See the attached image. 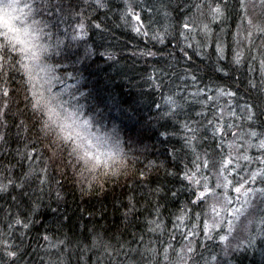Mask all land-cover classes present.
I'll use <instances>...</instances> for the list:
<instances>
[{"label":"snow or ice","instance_id":"1","mask_svg":"<svg viewBox=\"0 0 264 264\" xmlns=\"http://www.w3.org/2000/svg\"><path fill=\"white\" fill-rule=\"evenodd\" d=\"M74 2L70 0L66 5L64 0H0V79L8 72L20 75L24 82V107L31 113L37 138L47 140V153L43 150L39 153L41 158L47 155V160L41 163L39 172L30 164L27 174L13 179L7 174L10 169L0 170L3 177L0 193L8 192L13 186L24 190L33 178L43 186L48 183L49 166H55L60 174H66L65 169L70 168L72 176L81 184L87 182L85 191L93 187L102 190L106 183L127 177L135 170L139 158H132L124 151L118 125H113V135L107 137L92 132L96 124L103 127L112 109L86 105L81 98L86 99L87 94L79 89L70 92L64 88L59 94L53 93L51 83L59 82L61 77L56 75L55 65L43 67L42 62L63 54L64 41L60 35L71 33L72 40H83L86 36L82 16L75 25L71 23ZM94 3L97 8L107 7L105 0H94ZM112 7L122 9L118 19L135 36L159 44L166 41L171 44L175 40L176 52L189 67L195 63L193 56H198L201 62L214 61L212 69L221 78L229 77L228 63L221 65V62L229 61L230 54V63L237 69L246 65L247 60L257 61L264 69V0H236L234 6L230 0H177L175 5L170 0H121ZM172 12H177L178 22L173 20ZM76 15H80L79 8ZM229 16L239 19V25H234V34L226 31ZM62 25L67 27L61 28ZM214 25L219 28L214 29ZM95 28L104 31L101 24H96ZM253 49L255 54H252ZM176 52H169V56H175ZM245 53L249 54L247 59ZM93 54L92 49L86 47L85 57ZM100 55L115 59L113 53L101 52ZM139 55L155 57L156 53L147 50ZM78 62H83V58ZM55 64L68 67L64 60H57ZM36 68L52 73L47 88L37 89ZM66 79L79 83L78 76L69 75ZM184 80L190 81L185 88L190 87L192 91H177L168 96L162 118L172 124L163 126L160 134L171 143L170 137L179 131L183 140V155L169 152L178 170L168 173L181 187L169 189L165 202L168 198L179 199L181 192L189 193L188 201L177 205L179 211L172 214L174 221H164L157 206L155 212L149 214L152 218L145 219L144 228L129 232L132 239L114 249V261L113 251H107L111 246L102 237H95L92 247L103 245L112 264H199L197 257L204 259L200 246L210 250L204 264H217L221 254L227 258L230 250H242L239 244L232 249L238 225L240 231L250 236L252 225L258 224L260 230L256 238L264 239V71L258 81L247 78L245 89L239 86V76H235L234 88L220 87L214 81L204 82L195 70L186 74ZM0 94L9 95L7 90H0ZM155 107L162 106L157 103ZM3 115L4 112H0V117ZM0 127L7 128V124L0 121ZM229 135L232 140L226 150ZM205 139L212 141L214 155L207 148L199 150L200 142ZM0 142L7 144L4 134H0ZM25 158L36 159V152H27ZM180 164L182 168L178 167ZM138 175L142 180L145 172L139 171ZM56 195L59 199L60 193ZM128 208L131 213L138 211L132 201ZM37 211L38 207L29 208L33 214ZM241 217H244L242 223ZM130 224L138 226L135 220ZM31 225L32 218L25 213L23 218L17 214L14 224L9 220L6 227L9 231L17 227L23 231ZM145 233L155 236L156 240L145 242ZM165 235L168 239L160 244L159 238ZM178 235L181 246L177 249L171 241ZM153 243L159 246L153 247ZM249 243H255V239H250ZM216 247L220 248V253L211 254ZM3 256L8 257L9 264H17L19 246L5 241L0 245V258ZM121 256L124 259H120ZM224 264H227L226 259Z\"/></svg>","mask_w":264,"mask_h":264},{"label":"trees","instance_id":"2","mask_svg":"<svg viewBox=\"0 0 264 264\" xmlns=\"http://www.w3.org/2000/svg\"><path fill=\"white\" fill-rule=\"evenodd\" d=\"M64 2L67 5L70 0ZM120 2L121 0H105L107 7L97 8L94 0H75L71 23L75 25L80 16L83 17L85 38L72 40L71 33L60 35L59 38L64 41L63 54L42 63L44 68L55 65L56 75L61 77L59 82L52 81L53 93L59 94L64 88H68L70 92L79 89L87 94L86 99L81 98L86 105L100 108L107 106L112 109L108 118L103 121V127L96 124L92 132L107 137L113 135V125H118L124 151L132 158H139L135 170L127 177L122 176L114 182L106 183L102 190L93 187L91 191H85L87 182L81 184L78 178L72 176L70 168L65 169L66 174H60L55 166H49L48 183L43 186L33 178L26 183L24 190L13 186L8 192L0 193V245L10 240L19 246L20 258L17 264H112L107 251H113L114 261V249L132 239L129 232L142 230L145 219L152 218L149 214L155 212L157 206L164 221H174L172 214L179 211L177 205L187 203L189 193L181 192L178 194L179 199L168 198L165 202L169 189L181 187L179 181L168 175L169 172L178 170L169 152L176 151L183 155L181 132L170 137L171 143L165 141L160 134L164 130L163 126L172 124L162 118L166 99L177 91H192L190 87L185 88L190 81H185L184 76L190 75L193 70L204 82L214 81L223 88H234L237 83L235 76H239L241 89L247 87V78L253 77L258 81L261 71H264L253 60H247L246 65L237 69L230 63V54L229 61L221 62V65L228 63L226 70L229 71V77L221 78L212 69L214 61L201 62L198 56H193L195 63L189 67V63L176 52L175 40L171 44L167 41L159 44L131 33L118 19L122 9L112 7ZM170 2L175 5L177 0ZM230 3L234 6L236 0H230ZM77 8L80 9L79 16L76 15ZM172 18L178 22L177 12H172ZM96 24H101L104 31L96 29ZM234 25H239V19L229 16L226 31L234 34ZM63 27L67 25H62L61 28ZM213 27L218 29L219 25ZM197 39L200 37L197 36ZM86 47L92 49L94 54L91 57H85ZM147 50L155 52V57L139 55L141 51ZM101 52L113 53L115 59L109 60L106 56H101ZM169 52H176V55L169 56ZM189 52L191 53V49ZM252 54H255V49ZM248 55L245 53L246 59ZM81 58L83 62H78ZM57 60H64L68 67L65 69L55 64ZM51 75V72L41 68L35 69L34 82L38 90L41 86L48 87ZM69 75L78 76L79 83L66 79ZM0 90H7L9 93L7 97L0 94V112H4L0 121L7 124V128L0 127V134L7 138V144L0 142V170L10 169L7 174L13 179L27 174L30 164L39 172L41 163L47 160V155L43 158L39 155L41 150L47 153V140L37 138V129L30 119L31 113L24 107V82L18 73L8 72L0 79ZM157 103L161 104L160 109L155 107ZM220 103L223 104V100ZM4 104L8 105L6 109L3 108ZM20 121H24V124ZM231 140L229 135L225 141L226 150ZM211 144L212 141L205 139L200 142L199 150L207 148L214 155ZM30 151L36 152V159L25 158ZM178 167L182 168L183 165ZM139 171L145 172L142 180L139 178ZM2 178L0 174V179ZM57 192L60 193L59 199ZM129 201L136 205L138 211L129 212ZM36 207L38 211L35 214L29 212V208ZM25 213L32 218L31 227L23 231L18 227L9 231L7 222L12 220L14 224L17 214L23 218ZM125 213L129 215L125 216ZM133 220L138 226L130 224ZM243 221L244 217H241V223ZM252 229L248 236L240 231L238 225L232 249L239 244L242 250H230L227 258L221 254L217 264H224L225 259L227 264H264V239L256 238L260 230L258 224L252 225ZM44 236L49 239L45 241ZM97 236L102 237L111 248L106 251L103 245L92 247V240ZM149 239L155 241L156 237L145 233V242ZM166 239L167 235L161 236L160 244ZM250 239H255V243L250 244ZM179 240L178 235L176 240L171 241L177 249L181 246ZM196 243L200 246L199 241ZM157 246L159 245L153 243V247ZM200 251L204 259L200 260L199 256L197 259L199 264H204L210 250L200 246ZM216 253H220L219 247L211 254ZM120 259L124 257L121 256ZM0 264H9L8 257L0 258Z\"/></svg>","mask_w":264,"mask_h":264}]
</instances>
